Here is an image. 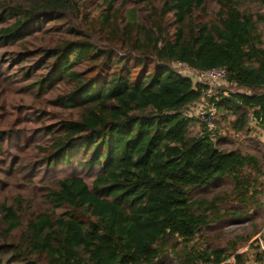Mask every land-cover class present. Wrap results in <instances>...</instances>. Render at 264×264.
Returning <instances> with one entry per match:
<instances>
[{"label":"trees","instance_id":"16d2710c","mask_svg":"<svg viewBox=\"0 0 264 264\" xmlns=\"http://www.w3.org/2000/svg\"><path fill=\"white\" fill-rule=\"evenodd\" d=\"M97 1L99 15L91 16L81 15L77 0H0V48L20 49L14 60L24 87L37 98L52 93L49 106L61 111L43 126L49 139L38 152L48 167L79 154L98 170L91 185L80 176L50 182L32 205L20 195L0 202V264H222L232 257L245 264L251 244L238 253L235 240L210 244L204 235L262 208L260 162L218 148L221 120L209 137L185 116L204 88L173 65L225 69L229 87L213 100L218 117H230L236 135L248 134L252 120L264 129V14L242 8H264V0H217L216 12L207 0H120V8ZM128 4L140 6L144 19H128L121 12ZM65 19L74 22L67 38L27 46ZM6 84L0 81V99ZM196 124L201 131L193 135ZM7 136L0 131V141ZM218 180L230 190L209 199L195 193ZM260 231L254 226L244 244Z\"/></svg>","mask_w":264,"mask_h":264},{"label":"rangeland","instance_id":"374dc122","mask_svg":"<svg viewBox=\"0 0 264 264\" xmlns=\"http://www.w3.org/2000/svg\"><path fill=\"white\" fill-rule=\"evenodd\" d=\"M80 5L81 15L87 14L98 16L100 7L97 0H77ZM209 8L217 11V0H207ZM121 1L116 0L115 6L120 8ZM243 9H247L252 13L264 14V8L258 3H246ZM121 12L128 18L133 20L144 19L145 12L140 6L132 4L125 5ZM65 23L59 22L53 27L48 25L47 33L36 34L28 40L27 46L34 50L39 46H48L50 43H56L67 38L66 32L74 26V22L69 19L64 20ZM45 25V24H43ZM258 32L264 47V25H258ZM20 52V49L15 47L12 49L0 48V81L6 82L7 89L3 92L0 99V131L8 132V136L0 141V202L11 200L13 197L20 195L25 197L26 206L35 204L40 199V194L44 193V187L50 182L57 179H63L71 176L82 177L87 184L91 185L92 180L98 173L97 169L88 170L83 165V158L79 154H75L69 163L56 164L53 167H48L42 153L38 152L40 146H46L49 137L45 135L43 126L56 123V117L59 109L49 106L51 94L41 93L36 95L26 90L27 83L20 79L21 73L16 66L14 58ZM15 80L17 84L9 82ZM229 87L223 82L216 88V93L219 94L222 88ZM233 91V89H232ZM53 95V94H52ZM45 112L43 115L41 112ZM67 115V113H64ZM59 117L62 115H58ZM217 142L219 149L223 150H239L243 154H250L258 158L260 162L261 175L260 183L264 189V142H262L260 129L258 132L255 128H251L248 134H234L229 126L231 118L223 120L218 117ZM215 122V123H216ZM201 131V125L196 124L191 128L193 135ZM216 132V131H215ZM231 185L227 181L218 180L207 187L198 189L195 193L207 199L229 191ZM262 203L261 209H250L249 216L251 220H245L242 223L232 221L230 218H225L218 222L214 227L205 232L207 238L206 243L226 244L227 241L235 240L239 244L238 253L257 247L256 237L264 241V194L259 196ZM13 206H15L13 204ZM229 206L228 208H230ZM256 226L260 231L250 238L248 244H244V239L249 237V234ZM263 231V232H262ZM262 232V233H261ZM260 235V236H258ZM254 239L256 242H254ZM254 242V243H252ZM244 244V245H243ZM231 259V258H230Z\"/></svg>","mask_w":264,"mask_h":264},{"label":"built area","instance_id":"2783aa9c","mask_svg":"<svg viewBox=\"0 0 264 264\" xmlns=\"http://www.w3.org/2000/svg\"><path fill=\"white\" fill-rule=\"evenodd\" d=\"M173 68L181 76L188 78L193 87L201 86L204 88V93L201 99L189 106L185 111V116L189 118L197 119L201 124L204 125L207 132L210 133V136L216 131L215 122L218 118L217 108L213 103V100H217L216 88L219 87L223 82L226 81L227 71L223 68H210L203 71L191 70L182 63H174ZM252 126H259L255 120L251 121ZM264 138V129L260 130ZM232 257L231 259L225 261L222 264H235V261Z\"/></svg>","mask_w":264,"mask_h":264},{"label":"crops","instance_id":"0c3cea01","mask_svg":"<svg viewBox=\"0 0 264 264\" xmlns=\"http://www.w3.org/2000/svg\"><path fill=\"white\" fill-rule=\"evenodd\" d=\"M259 127H261V126H259ZM252 128H255L258 132V126L257 127L252 126ZM260 130H262V129H260ZM258 134L261 136L262 142H264V138H263L262 134H260L259 132H258ZM258 236H260V235H258ZM255 239H257V242L255 243V245L257 247H255L254 249H252L251 251L248 252L247 262L245 264H256V260H259V261L262 260L263 262L261 264H264V241H262L258 237H256ZM255 239H254V241H255ZM246 251H247V249L244 250V252H246Z\"/></svg>","mask_w":264,"mask_h":264}]
</instances>
